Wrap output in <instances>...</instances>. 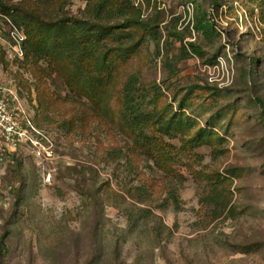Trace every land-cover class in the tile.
<instances>
[{"label": "rangeland", "instance_id": "1", "mask_svg": "<svg viewBox=\"0 0 264 264\" xmlns=\"http://www.w3.org/2000/svg\"><path fill=\"white\" fill-rule=\"evenodd\" d=\"M52 1L92 17L99 0H6L50 19L59 15ZM115 1L130 2L154 32L127 30L125 45L137 48L117 65L100 107L26 44L19 54L9 31L25 26L0 11V86L31 108L57 156L40 164L22 151L0 164L4 264H264L259 19L248 18L244 0ZM202 12L214 21L209 36L195 28ZM131 76L145 114L177 116L169 133L163 121L146 130L157 154L124 120Z\"/></svg>", "mask_w": 264, "mask_h": 264}, {"label": "trees", "instance_id": "2", "mask_svg": "<svg viewBox=\"0 0 264 264\" xmlns=\"http://www.w3.org/2000/svg\"><path fill=\"white\" fill-rule=\"evenodd\" d=\"M52 2L56 4L59 13L53 19L29 9L24 4H9L6 0H0V11L25 26L24 44L36 61L47 59L53 72L67 76V84L70 87L80 95L88 97L96 107H100L106 103L107 88L113 81L117 65L119 62L125 64L137 48L134 43L125 45L128 38L134 36V33L137 34L139 30L153 33V27L142 20L141 11L132 7L130 2L95 1V4L90 5L92 17L70 16L63 12L65 5L63 1ZM210 2L211 6L219 7L222 0ZM243 2L247 7L248 18L252 20L258 18L264 34V0ZM214 26L210 15L202 12L195 28L209 36L213 33ZM129 29L134 30V33L127 31ZM110 43L118 45L114 47ZM189 46L195 53H203L202 48L195 43L191 42ZM134 79L135 77L131 76L123 88L122 114L128 128L136 135L137 144L146 148L149 154L153 152L157 154L153 148L156 145L152 144L153 140L147 135L146 130L151 126L155 128L157 122L163 121L164 127L160 129L169 133L171 129L177 128L173 126V123L177 122V116L165 120L162 113H156L155 116L145 114L140 103L135 101L134 82L137 81ZM142 139L146 140L149 146L143 145ZM9 234V230H5L0 237V264H4V257L8 252Z\"/></svg>", "mask_w": 264, "mask_h": 264}, {"label": "built area", "instance_id": "3", "mask_svg": "<svg viewBox=\"0 0 264 264\" xmlns=\"http://www.w3.org/2000/svg\"><path fill=\"white\" fill-rule=\"evenodd\" d=\"M9 32L17 52L23 55L25 33L14 24ZM22 151L35 156L40 164L53 163L57 158L53 140L35 125L31 108L22 103L17 95L0 86V164ZM44 178L51 182V173L44 174Z\"/></svg>", "mask_w": 264, "mask_h": 264}]
</instances>
